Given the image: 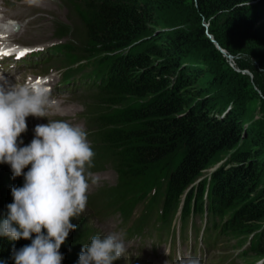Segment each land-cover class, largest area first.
Returning a JSON list of instances; mask_svg holds the SVG:
<instances>
[{"label": "trees", "instance_id": "16d2710c", "mask_svg": "<svg viewBox=\"0 0 264 264\" xmlns=\"http://www.w3.org/2000/svg\"><path fill=\"white\" fill-rule=\"evenodd\" d=\"M257 1L64 2L83 27L82 46L72 48L67 61L91 60L94 72L108 78L86 109L103 152L99 168L112 163L119 174L113 192H100L108 199L105 207L117 204L119 195L142 193V198H150V207L156 203L164 209L167 220L183 194L185 214L192 201L202 208L207 196L212 217H229L220 227L226 236L260 232L262 243L251 249L262 259L264 135L246 127V96L229 74L191 66L200 63L211 68L212 56L225 60L208 35L228 54L264 61L260 58L264 45L256 31L264 16ZM58 31L62 33V27ZM238 67L250 66L240 60ZM229 73L235 79L242 77L239 72ZM256 83L264 96V81ZM232 86L237 93L230 90ZM91 104L97 114L88 110ZM230 104L235 108L225 117L218 115ZM225 154L231 165L206 173ZM23 183L20 176L0 186V223L13 202L11 187ZM133 202L129 201L130 207ZM30 243V239L11 241L0 236V264H15L13 248ZM83 246L82 238L68 237L60 249L62 264H78Z\"/></svg>", "mask_w": 264, "mask_h": 264}, {"label": "clouds", "instance_id": "9594fccd", "mask_svg": "<svg viewBox=\"0 0 264 264\" xmlns=\"http://www.w3.org/2000/svg\"><path fill=\"white\" fill-rule=\"evenodd\" d=\"M26 3L39 6L42 0ZM86 109L82 113L87 116ZM88 110L93 111L92 104ZM63 112L50 87L38 85L31 77H15L12 82L0 75V164L10 165L13 179L24 178L23 186L11 187L13 202L7 205L0 223V236L11 241L31 240L20 249L13 248L15 264H62L61 246L77 228L72 220L84 212L90 183L99 179L88 169L103 172L99 168L103 152L93 126L84 128L67 119L50 118L51 113ZM29 116L47 118L48 122L37 124L34 138L25 145L21 135L28 130ZM126 251L119 233L94 235L84 244L78 264H115ZM177 264H201V260L189 255L179 257Z\"/></svg>", "mask_w": 264, "mask_h": 264}, {"label": "rangeland", "instance_id": "374dc122", "mask_svg": "<svg viewBox=\"0 0 264 264\" xmlns=\"http://www.w3.org/2000/svg\"><path fill=\"white\" fill-rule=\"evenodd\" d=\"M7 1L8 2L5 4V7L8 9L6 12L7 18L17 20L23 24L22 29L17 33L18 36L16 35L17 43H31L45 46L54 45L60 42L54 40V38L57 30L62 27V34H69L68 36H65L66 38L62 42H69L72 40L75 42L74 44L78 46V50L81 48L82 43L80 38L83 36V27L71 17V10L66 5V2H64L65 0H49L48 2L37 7L30 6L25 3L24 5L12 3L11 0ZM256 5L261 10V15L264 16V0H258ZM27 18H32V20L28 23L25 21ZM256 31L258 33V37L260 38V42L262 45H264V24H258L256 26ZM204 54H207V52L205 51ZM46 55H48V53ZM53 56L56 60H50V65L56 68H64L66 66L62 60L66 56L63 52L57 51L53 54ZM260 56V58L264 60V53ZM38 57H41V55ZM240 60L246 62V64H249L250 67L244 70L239 68L238 64ZM210 61L213 62L211 68L200 63L191 64V66L192 68H203L204 70L208 69L209 72L216 71L222 74H229V78L232 82H234L233 85H235L239 91L242 87L243 91L241 92H244L243 95L246 96V99L243 101L244 111L246 113L243 121L245 122L246 127L251 131L253 130L254 132L262 133V135H264V96L262 95V92L256 83L257 79L264 81V61H261V64L258 58L255 59L252 56H248L246 54H238L237 56L229 54V57H225L224 61H218L212 56ZM38 68L42 70L39 72V74L42 75L50 74L53 70H57L56 68L46 69V64H42ZM230 71L239 72L242 77L235 79L232 75H230ZM60 74H62L61 71ZM234 88L235 87L232 86V89L230 90H234ZM235 92L237 93V91ZM86 100L87 96H81L75 99L76 103H74V106L77 107L79 111H81V114L85 109L83 105H85ZM225 107L227 108L220 109L218 111V115L220 114L221 117H225L230 109L235 108V105L230 104ZM64 111H66V109H64ZM33 138L34 127H32L29 122L28 130L26 133L21 135V139L26 145L30 143ZM246 138L247 135L245 136V140ZM228 158V154L221 156V158L215 162L211 169L206 173H212L215 170L221 169L222 167L231 165ZM94 160L95 157L93 162ZM99 163H101V161ZM103 169L107 171L99 172L95 176L102 177L104 179L108 178L109 181L112 182V186H116L118 183V178L113 164L107 163ZM25 171H27V169H25ZM209 176H211V174L207 175L206 177ZM12 180L14 179L12 178L10 165L6 163L0 164V186ZM93 186L98 187V184L96 183ZM140 210L141 208L139 207L135 212V217L139 214ZM90 213V210H84V212L77 219L72 220V223L76 224L77 228L74 231H71L68 237L82 238L83 244H87L90 242L92 236L105 235L104 231L90 216ZM148 233H150V230ZM260 235V232H256L247 237H235V235H233L230 236L231 239H223L221 241L222 248L214 251L210 256H208V258H204V260L206 264H221L218 258L226 256L228 257V262H230V264L233 262H235V264H264V258H257L256 255L252 253L253 250L251 249V247L253 248V246L262 243ZM146 240H151L150 235H147ZM179 242H181L182 245H193L196 243L194 236H190L187 240ZM223 244L225 247H223ZM115 264L150 263L135 253H127L123 254L119 260L115 261Z\"/></svg>", "mask_w": 264, "mask_h": 264}, {"label": "bare ground", "instance_id": "6f19581e", "mask_svg": "<svg viewBox=\"0 0 264 264\" xmlns=\"http://www.w3.org/2000/svg\"><path fill=\"white\" fill-rule=\"evenodd\" d=\"M13 27H14V26H13L11 23H10V26L7 25V24H5V23H3V21L1 20V16H0V32L6 34V33H8V32L10 31V29L13 30V29H14ZM28 123H29V122H27V125H28ZM30 124H31V123H30ZM31 126L35 128L34 125L31 124ZM28 133H29V132H28ZM142 226H143V228H146V223L143 222V223H142Z\"/></svg>", "mask_w": 264, "mask_h": 264}, {"label": "water", "instance_id": "95a60500", "mask_svg": "<svg viewBox=\"0 0 264 264\" xmlns=\"http://www.w3.org/2000/svg\"><path fill=\"white\" fill-rule=\"evenodd\" d=\"M209 38L211 39V41L215 44V46L217 47V49L225 56V57H229V54L224 50L222 49L219 44L215 41V39L211 36V35H208Z\"/></svg>", "mask_w": 264, "mask_h": 264}, {"label": "snow or ice", "instance_id": "6c2138e0", "mask_svg": "<svg viewBox=\"0 0 264 264\" xmlns=\"http://www.w3.org/2000/svg\"><path fill=\"white\" fill-rule=\"evenodd\" d=\"M23 55V54H22ZM37 83H39V82H37Z\"/></svg>", "mask_w": 264, "mask_h": 264}]
</instances>
